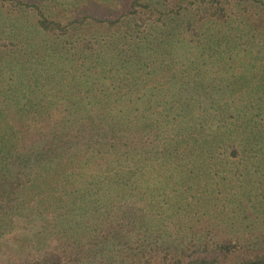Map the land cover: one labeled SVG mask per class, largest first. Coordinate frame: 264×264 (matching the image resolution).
<instances>
[{
	"label": "trees",
	"instance_id": "1",
	"mask_svg": "<svg viewBox=\"0 0 264 264\" xmlns=\"http://www.w3.org/2000/svg\"><path fill=\"white\" fill-rule=\"evenodd\" d=\"M0 264H264V0H0Z\"/></svg>",
	"mask_w": 264,
	"mask_h": 264
}]
</instances>
